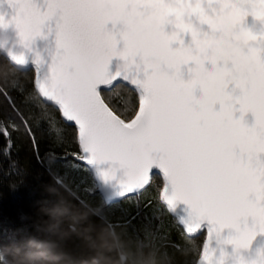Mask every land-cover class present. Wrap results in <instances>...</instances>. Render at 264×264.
Segmentation results:
<instances>
[{
  "label": "snow or ice",
  "instance_id": "obj_1",
  "mask_svg": "<svg viewBox=\"0 0 264 264\" xmlns=\"http://www.w3.org/2000/svg\"><path fill=\"white\" fill-rule=\"evenodd\" d=\"M221 2L226 14L211 18L201 8L203 20L213 31L230 32L242 26L247 14L232 7L231 0ZM6 3L12 15L0 14V30L14 28L19 43L29 51L37 39L51 41L47 58L34 55L30 95L54 127L75 125L73 142L80 152L74 155L88 163L110 161L124 169L126 179L120 185L126 191L147 188L153 184V169H160L166 179L160 199L172 208L185 204L190 210L188 227L195 232L205 222L210 226L203 264H211L213 235L234 232L226 243L243 249L257 235H264V199L256 207L249 197L257 191L264 197L256 184L258 174L264 182V173L255 165L259 157L253 159L251 131L233 115V100L226 92L228 73L218 67L231 61L240 71L256 64L255 75L235 103L242 113L251 112L264 129V60L254 50L245 56L239 48L225 51L222 41L201 39L202 33L185 24L168 0ZM256 15L264 19V10ZM172 16L177 19L169 32ZM117 25L122 29L117 30ZM189 34L192 43L185 45ZM257 38L240 33L243 41ZM208 47H215L217 55L196 54ZM114 60L119 64L113 69ZM14 62L24 66L27 61L19 56ZM207 62L215 71H208ZM190 63L196 67L188 70L185 79L182 69ZM118 89L128 93L124 105L112 95ZM0 94L8 96L6 90ZM14 111L34 139V117ZM115 171L104 173L106 182L115 179ZM257 219L259 232L254 230Z\"/></svg>",
  "mask_w": 264,
  "mask_h": 264
},
{
  "label": "trees",
  "instance_id": "obj_2",
  "mask_svg": "<svg viewBox=\"0 0 264 264\" xmlns=\"http://www.w3.org/2000/svg\"><path fill=\"white\" fill-rule=\"evenodd\" d=\"M32 75L0 53V90L8 93L0 94V264L61 255L68 264H92L101 240L116 250L111 264H195L204 236H188L167 211L160 178L106 204L90 170L70 157L80 152L75 127H54L35 107ZM112 95L124 105L128 93ZM14 109L34 117V139Z\"/></svg>",
  "mask_w": 264,
  "mask_h": 264
},
{
  "label": "water",
  "instance_id": "obj_3",
  "mask_svg": "<svg viewBox=\"0 0 264 264\" xmlns=\"http://www.w3.org/2000/svg\"><path fill=\"white\" fill-rule=\"evenodd\" d=\"M169 5L179 11L180 17L185 24L194 27L198 32H201V39H214L222 41L225 51H231L234 48H239L241 52L246 56L250 50H254L258 59L264 60V19L257 18V13L264 10V0H231L232 7L246 13V19L242 26H235L230 32L213 31L211 26L203 20L200 9L203 8L207 12L208 17L215 18L218 15L226 14L223 9L221 0H168ZM0 14L5 16H11V9L7 6L6 0H0ZM172 23L166 28V31H173L176 23V16L170 17ZM109 30H112V25L109 24ZM117 30H121L122 26L117 25ZM241 31L250 32L254 36L258 37L255 40L243 41L240 39ZM206 34V36L204 35ZM185 45L192 43L191 35L184 37ZM33 50L29 51L21 46L17 38L14 28H9L6 31L0 30V53L3 54L16 68L21 70L32 69L34 71V65L32 63L34 55L39 53L42 57L47 58L52 52V44L50 40L37 39L33 44ZM195 48V46L193 45ZM201 56L207 55L209 58L217 55L215 47H208L202 53H196ZM25 56L26 64L24 66L15 64L14 57ZM119 64V61L114 60L112 62V68L114 69ZM195 63H190L185 66L182 71L184 72V78L188 79V70L195 69ZM208 71H215V68L210 62L205 64ZM218 67L225 69L228 73L226 92L233 100V115L237 120L243 119L244 124L251 131L253 137V145L255 148V165L257 169H260L264 173V165L261 161H264V129H262L256 122L255 117L251 112L242 113L239 110L238 105L235 103L236 99L244 92L246 83H249L255 75L256 64H248L243 67L242 70L237 71L235 65L231 61L225 65L223 62L218 64ZM196 97H200L199 91L195 93ZM216 110H220V105H216ZM75 127L74 124L68 123ZM247 155V153H245ZM74 159L83 163L90 170L96 185L97 190L101 194L106 204L118 202L130 196L139 195L146 188L135 189L133 191H126L120 185V181L126 179L125 170L120 169L118 165H113L110 161L102 164L88 163L81 156H74ZM90 159V157H89ZM115 168V179L111 181H105L104 173L110 169ZM154 176H159L162 179V188L166 186V179L163 172L158 169H153ZM153 176V177H154ZM256 184L259 190H264V182H262V175L256 176ZM250 202H254L256 207L261 204L262 197L260 191L252 192L249 194ZM162 204L165 205L168 212L177 220L181 225L184 232L188 236H198L204 234L203 244L201 252L197 258L195 264H203L201 260L202 252L204 250L205 242L209 236L210 226L205 222L203 226L194 231L188 227L189 212L190 210L185 204L178 203L175 208L169 206L166 202L160 199ZM249 228H253V218L249 217ZM255 231L259 232V220L256 221ZM236 233H230L225 230L219 238L213 235L211 243L210 255L212 256L211 264H264V235H257L250 247L247 249L234 248L232 245L226 243V241L235 236Z\"/></svg>",
  "mask_w": 264,
  "mask_h": 264
},
{
  "label": "clouds",
  "instance_id": "obj_4",
  "mask_svg": "<svg viewBox=\"0 0 264 264\" xmlns=\"http://www.w3.org/2000/svg\"><path fill=\"white\" fill-rule=\"evenodd\" d=\"M103 236L107 235L105 230L102 234ZM94 250L98 251L99 259L93 260L92 264H111L109 259L110 255L115 252L114 248H110L106 243L101 240V243L98 248L94 246ZM22 264H68L66 255L49 257V256H26L22 261Z\"/></svg>",
  "mask_w": 264,
  "mask_h": 264
},
{
  "label": "bare ground",
  "instance_id": "obj_5",
  "mask_svg": "<svg viewBox=\"0 0 264 264\" xmlns=\"http://www.w3.org/2000/svg\"><path fill=\"white\" fill-rule=\"evenodd\" d=\"M74 156L75 155H71L70 157L71 158H73V160L76 162V163H79V164H81V165H84L83 163H81V162H79L78 160H76V159H74ZM78 156V155H77ZM80 156V155H79ZM85 166V165H84ZM86 167V166H85ZM88 168V167H87ZM159 177V176H158ZM154 179V178H153ZM161 179V178H160ZM162 188V187H161ZM165 206V205H164ZM167 209V208H166ZM168 211V210H167ZM175 219V218H174ZM176 220V219H175ZM176 222H177V220H176ZM178 223V222H177ZM179 224V223H178ZM180 225V224H179ZM181 226V225H180ZM201 235H203L204 236V234H201Z\"/></svg>",
  "mask_w": 264,
  "mask_h": 264
},
{
  "label": "rangeland",
  "instance_id": "obj_6",
  "mask_svg": "<svg viewBox=\"0 0 264 264\" xmlns=\"http://www.w3.org/2000/svg\"><path fill=\"white\" fill-rule=\"evenodd\" d=\"M153 178L156 179V178H158V176H154ZM159 178H160V177H159ZM160 180H161L160 183H161V187H162V184H163V183H162V179H160ZM160 191H161V189H160ZM113 203H114V202H113ZM203 239H204V238H203Z\"/></svg>",
  "mask_w": 264,
  "mask_h": 264
}]
</instances>
